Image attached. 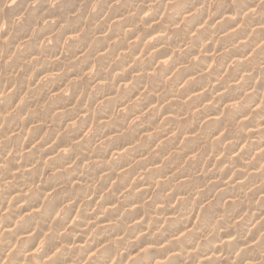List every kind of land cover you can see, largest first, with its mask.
<instances>
[{
    "label": "clouds",
    "instance_id": "clouds-1",
    "mask_svg": "<svg viewBox=\"0 0 264 264\" xmlns=\"http://www.w3.org/2000/svg\"><path fill=\"white\" fill-rule=\"evenodd\" d=\"M0 264H264V0H0Z\"/></svg>",
    "mask_w": 264,
    "mask_h": 264
},
{
    "label": "rangeland",
    "instance_id": "rangeland-1",
    "mask_svg": "<svg viewBox=\"0 0 264 264\" xmlns=\"http://www.w3.org/2000/svg\"><path fill=\"white\" fill-rule=\"evenodd\" d=\"M32 127V125H29V128H31ZM47 159V158H46ZM186 178H181V181L180 182H184V180H185ZM135 180H136V177H133V182L135 183ZM113 183H115V180L113 181ZM141 189L139 190V191H145L146 189H145V187L142 185L141 187H140ZM144 188V189H143Z\"/></svg>",
    "mask_w": 264,
    "mask_h": 264
},
{
    "label": "bare ground",
    "instance_id": "bare-ground-1",
    "mask_svg": "<svg viewBox=\"0 0 264 264\" xmlns=\"http://www.w3.org/2000/svg\"><path fill=\"white\" fill-rule=\"evenodd\" d=\"M46 158H47V157H46ZM182 182H183V181H182ZM133 183H134V182H133ZM140 189H141V188H140ZM140 189H139V190H140ZM143 189H144V188H143Z\"/></svg>",
    "mask_w": 264,
    "mask_h": 264
}]
</instances>
